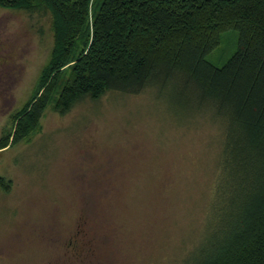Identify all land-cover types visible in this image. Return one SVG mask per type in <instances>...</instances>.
Here are the masks:
<instances>
[{"label":"rangeland","instance_id":"rangeland-1","mask_svg":"<svg viewBox=\"0 0 264 264\" xmlns=\"http://www.w3.org/2000/svg\"><path fill=\"white\" fill-rule=\"evenodd\" d=\"M52 46L49 11L0 6V264H184L209 240L218 123L148 85L64 114L52 100L13 142Z\"/></svg>","mask_w":264,"mask_h":264},{"label":"trees","instance_id":"trees-1","mask_svg":"<svg viewBox=\"0 0 264 264\" xmlns=\"http://www.w3.org/2000/svg\"><path fill=\"white\" fill-rule=\"evenodd\" d=\"M0 6L52 17L51 55L13 142L38 125L52 100L64 114L108 91L152 85L164 95L174 87L189 103L183 113L206 108L221 128L209 240L184 264H264V0H96L93 11L89 0ZM224 48L222 64L208 59Z\"/></svg>","mask_w":264,"mask_h":264}]
</instances>
